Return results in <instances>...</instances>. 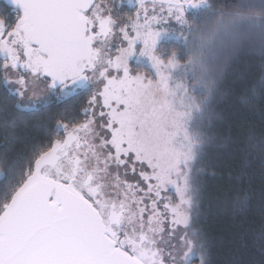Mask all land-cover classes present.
<instances>
[{
	"label": "snow or ice",
	"instance_id": "1",
	"mask_svg": "<svg viewBox=\"0 0 264 264\" xmlns=\"http://www.w3.org/2000/svg\"><path fill=\"white\" fill-rule=\"evenodd\" d=\"M6 2L0 264H213L202 161L245 45L261 58L250 96L264 95V0ZM259 240L264 254V225Z\"/></svg>",
	"mask_w": 264,
	"mask_h": 264
},
{
	"label": "trees",
	"instance_id": "2",
	"mask_svg": "<svg viewBox=\"0 0 264 264\" xmlns=\"http://www.w3.org/2000/svg\"><path fill=\"white\" fill-rule=\"evenodd\" d=\"M212 2L228 4L235 0ZM260 64L258 52L245 45L226 68L214 102L212 130L219 139L206 149L202 161L204 194L196 225L212 244L213 264H229L233 259L241 264H264V254L259 250L264 225V198L260 194L264 188V95L257 91L255 97L250 96L252 85H259ZM83 100L80 97L64 104L53 103L48 111L67 109L71 115L73 105ZM197 127L199 120L191 131L195 133ZM246 191L251 193L249 203L235 204L237 193L243 195Z\"/></svg>",
	"mask_w": 264,
	"mask_h": 264
},
{
	"label": "flooded vegetation",
	"instance_id": "3",
	"mask_svg": "<svg viewBox=\"0 0 264 264\" xmlns=\"http://www.w3.org/2000/svg\"><path fill=\"white\" fill-rule=\"evenodd\" d=\"M13 15L10 7L5 3L4 0H0V18L9 19Z\"/></svg>",
	"mask_w": 264,
	"mask_h": 264
},
{
	"label": "rangeland",
	"instance_id": "4",
	"mask_svg": "<svg viewBox=\"0 0 264 264\" xmlns=\"http://www.w3.org/2000/svg\"><path fill=\"white\" fill-rule=\"evenodd\" d=\"M128 10H130V9L128 8L127 0H123V2L121 4V12H126ZM133 66H135V65H133Z\"/></svg>",
	"mask_w": 264,
	"mask_h": 264
},
{
	"label": "water",
	"instance_id": "5",
	"mask_svg": "<svg viewBox=\"0 0 264 264\" xmlns=\"http://www.w3.org/2000/svg\"><path fill=\"white\" fill-rule=\"evenodd\" d=\"M5 1V3L7 4V2H6V0H4ZM8 5V4H7Z\"/></svg>",
	"mask_w": 264,
	"mask_h": 264
}]
</instances>
